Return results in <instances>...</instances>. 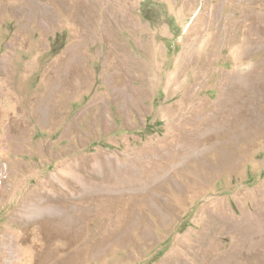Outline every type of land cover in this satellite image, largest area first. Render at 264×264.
<instances>
[{
  "label": "rangeland",
  "instance_id": "374dc122",
  "mask_svg": "<svg viewBox=\"0 0 264 264\" xmlns=\"http://www.w3.org/2000/svg\"><path fill=\"white\" fill-rule=\"evenodd\" d=\"M0 264H264V0H0Z\"/></svg>",
  "mask_w": 264,
  "mask_h": 264
},
{
  "label": "trees",
  "instance_id": "16d2710c",
  "mask_svg": "<svg viewBox=\"0 0 264 264\" xmlns=\"http://www.w3.org/2000/svg\"><path fill=\"white\" fill-rule=\"evenodd\" d=\"M158 124H160V122H157ZM151 124H147L146 126H145V129H146V131L148 132V133H152L153 131H154V129L153 128H151ZM162 254V252L161 253H159L158 254V256H160Z\"/></svg>",
  "mask_w": 264,
  "mask_h": 264
}]
</instances>
